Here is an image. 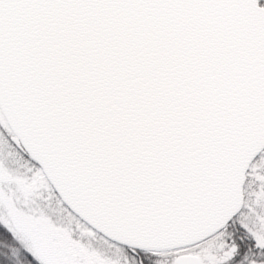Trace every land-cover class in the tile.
Returning <instances> with one entry per match:
<instances>
[{"label": "snow or ice", "instance_id": "snow-or-ice-1", "mask_svg": "<svg viewBox=\"0 0 264 264\" xmlns=\"http://www.w3.org/2000/svg\"><path fill=\"white\" fill-rule=\"evenodd\" d=\"M0 264H264V0H0Z\"/></svg>", "mask_w": 264, "mask_h": 264}]
</instances>
